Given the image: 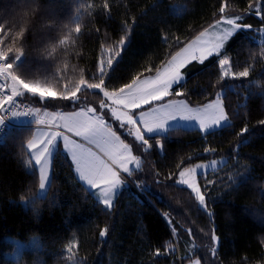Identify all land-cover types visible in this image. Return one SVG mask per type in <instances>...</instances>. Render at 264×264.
<instances>
[{"label": "trees", "instance_id": "trees-1", "mask_svg": "<svg viewBox=\"0 0 264 264\" xmlns=\"http://www.w3.org/2000/svg\"><path fill=\"white\" fill-rule=\"evenodd\" d=\"M258 1L261 17L249 15L244 23L264 28V0H0L1 50L16 64L14 76L48 79L60 94L72 91L71 98L45 100L26 93L31 108L101 110L100 86L116 92L154 75L224 15L246 13ZM106 53L111 58L103 66ZM223 56L232 76L223 75L217 57L194 61L174 89L183 94L172 98L203 106L224 89L230 122L207 133L175 127L144 144L121 134L142 165L133 173L138 186L128 184L112 207L80 180L60 145L48 192L39 196L42 177L28 147L36 127H11L0 142V264H264V43L239 32ZM83 83L93 87H77ZM8 103H0L2 110ZM100 110L124 133L110 110ZM211 155L228 162L201 177L203 188L205 180L217 184L204 188L207 211L177 179ZM16 239H34L35 247L10 258Z\"/></svg>", "mask_w": 264, "mask_h": 264}, {"label": "rangeland", "instance_id": "rangeland-1", "mask_svg": "<svg viewBox=\"0 0 264 264\" xmlns=\"http://www.w3.org/2000/svg\"><path fill=\"white\" fill-rule=\"evenodd\" d=\"M261 6V1H258L246 13H228L224 15L197 38L188 43L160 71L148 79L146 77L116 92H109L100 86L98 90L105 97L101 104L103 110H101H110L112 119L115 120L114 122L117 121L123 125L121 128H124V133L118 132L113 126V121L109 122L107 117L99 112L100 106H86L71 111H52L41 106L32 107L29 112H22L21 116L15 121L16 124L19 126L23 124L29 126L34 125L36 127L35 134L28 144V147L31 158L40 173V177H42L41 185L43 186L40 187L38 192L39 196H45L48 192L52 178L53 152H56L59 145L62 151L64 153L66 152L74 160L80 174L83 176V172L85 171L89 175L86 185L92 190L95 197L101 202L104 199L110 198V206L108 207H112L128 184L138 186V183L133 178V173L138 171L142 165V160L134 152L133 145L125 140L124 136H129L131 140L144 144L145 140H147V134H150L152 131L148 130L149 127H152V120L153 122H158L166 116L176 117L181 123L187 126L186 128H198L204 133L217 130L227 125L230 119L225 111L224 101L222 99L225 93L224 89L218 93L214 101L200 107H193L185 98L181 96L172 98V95L176 94L175 87L183 83L186 79L184 68L194 61L203 62L209 58L217 57L219 58L223 75L226 77L232 76L230 62L228 58L223 56V53L229 40L239 32H245L257 42L264 43L263 26H253V28L251 25L244 23L249 15L261 17ZM203 52H207V55L201 60L200 56ZM190 53L192 54V59H189L186 66L182 69L181 76L169 85L170 91L166 98L158 102H153L146 107H141L136 111L130 109L128 103H121V101H139L152 94L153 88L147 87L146 85L157 80L158 77L170 70V66L174 67ZM110 58V54L106 53L102 60L103 66L110 61ZM7 59L8 57L2 52L0 44V71L2 74L7 72L5 74L7 76H3L7 81V87L5 84V89L7 90L8 88V95L11 91L10 98H14L17 92H20L18 94L20 97L28 93L36 95L42 100L54 99L55 96H67L71 98L70 93L72 91L67 90L66 93L64 91L60 94L61 89L53 81H49L48 79H27L20 75L14 76L13 70L17 73L16 64L8 63ZM225 61L228 63L225 64ZM27 85H32L33 87L29 88ZM85 86L93 87L85 83L79 84L77 87L82 88ZM205 112L215 113L213 119L218 120V122L211 127L204 128L200 124V119ZM221 116L224 119H219ZM129 120H131V123L128 122ZM159 130L167 133V129L165 128ZM155 131L152 132L154 133ZM121 134L124 136L122 137ZM145 148L148 149L149 146H145ZM227 162L228 159L226 157H214L213 155L208 159H199L192 166L181 170L177 184L188 188L186 185H181V178L193 184L196 182L205 200L204 205H201L199 201L198 203L202 209L209 211L207 203L209 194L207 191L208 189L212 190L217 184H214V179L205 180L203 183L204 188L207 190L205 191L202 187L201 177L207 178L210 173L214 175L216 170L222 168ZM106 170L115 173L117 179L120 180V184L112 188L109 197L102 196L101 194L105 191L104 185L101 188H96L93 183L97 175ZM167 218L169 219L168 215ZM178 230V228H175V231L179 234H176L178 240L181 243L184 240L190 252L195 250V245L191 238H186L182 231ZM33 240L23 241L16 239V249L7 253V256L10 258H18L25 248L34 246ZM218 244L219 238L215 237L214 247L212 248L214 256L217 254ZM187 264H201V261L194 259Z\"/></svg>", "mask_w": 264, "mask_h": 264}, {"label": "snow or ice", "instance_id": "snow-or-ice-1", "mask_svg": "<svg viewBox=\"0 0 264 264\" xmlns=\"http://www.w3.org/2000/svg\"><path fill=\"white\" fill-rule=\"evenodd\" d=\"M223 11V9H221ZM207 55V52H203L200 56V59L203 60L204 56ZM189 59H192V54L190 53L184 60L177 63L174 67L170 66V70L165 72L162 76L158 77L157 80L150 82L147 87L153 88L152 94L144 97L142 100H132L131 102L121 101V103H128V107L132 109L133 111L139 110L141 107H146L147 105L158 102L163 100L169 95V85L176 81L182 74V69L186 66ZM225 64L228 62L225 61ZM249 73L247 71L240 73V76H247ZM15 79V77H13ZM27 87L32 88V85H27ZM177 95H182L183 93L180 91L176 92ZM215 116V113L212 112H205L203 113V117L200 119V124L204 128H208L213 126L215 123L218 122V120L213 119ZM206 118V119H205ZM219 119H224L223 116H221ZM131 123V120L128 121ZM162 127V125H153L152 127ZM152 127H149V131L152 130ZM94 186L96 188H101L102 185H104L105 191L102 194V196L109 197L110 192L112 191V188L117 187L120 184V180L117 179L116 174L111 171H104L101 174H98L96 179L93 181ZM181 185H186L188 188L191 189L193 193H195L196 199L199 201L201 205H204L205 200L204 196L201 195L199 188L196 185V182L190 183L189 181L185 180L184 178H181ZM43 186V185H41ZM103 203L105 206H110V198L104 199ZM211 215V213H209ZM106 234L105 231L100 232V236L103 237Z\"/></svg>", "mask_w": 264, "mask_h": 264}, {"label": "built area", "instance_id": "built-area-1", "mask_svg": "<svg viewBox=\"0 0 264 264\" xmlns=\"http://www.w3.org/2000/svg\"><path fill=\"white\" fill-rule=\"evenodd\" d=\"M1 74L2 72L0 71V77L2 76ZM8 100L9 103L4 106V110H2V104H0V142L11 127L19 126L15 121L21 116V113L31 110L28 102L18 94L14 98H10V94L8 95L5 86L1 84L0 80V103H7Z\"/></svg>", "mask_w": 264, "mask_h": 264}, {"label": "crops", "instance_id": "crops-1", "mask_svg": "<svg viewBox=\"0 0 264 264\" xmlns=\"http://www.w3.org/2000/svg\"><path fill=\"white\" fill-rule=\"evenodd\" d=\"M7 73V72H6ZM5 73V74H6ZM5 74H1V75H5ZM5 76H7V75H5ZM151 76H149V77H147V79L148 78H150ZM3 80H4V82H5V84H6V87H7V81H6V79H5V77L3 76ZM142 80V79H141ZM140 81V80H139ZM138 82V81H137ZM135 84V83H134ZM182 83H180L179 85H181ZM7 91H8V88H7ZM9 92V91H8ZM10 93H11V91H10ZM9 93V94H10ZM20 92H17L16 94H19ZM203 106H205V105H203ZM197 107H200V106H197ZM18 119V118H17ZM16 119V120H17ZM153 125H162V127H159V126H157V127H152V131H155L154 133L151 131L150 132V134H147L148 135V137L149 136H154V135H160V134H163V133H166L165 131H162V130H159V129H161V128H165V129H167V131L168 130H170V129H172V128H175V127H183V128H186L187 126H185L183 123H181L180 122V120L178 119V118H176V117H170V116H166V117H163L160 121H158V122H153V120H152V126ZM158 129V130H157ZM147 137V136H146ZM66 153V152H65ZM53 154H55L54 152H53ZM54 157V156H53ZM70 157V156H69ZM71 158V157H70ZM71 160H72V162H73V165H74V168H75V170H76V173H77V175H78V177L80 178V180L86 185V182L88 181V179H89V175L87 174V173H85V171L83 172V176L80 174V172H79V170H78V168H77V166H76V164H75V162H74V160L71 158ZM87 172V171H86ZM87 179V180H86ZM87 186V185H86ZM88 187V186H87ZM92 191V190H91Z\"/></svg>", "mask_w": 264, "mask_h": 264}]
</instances>
